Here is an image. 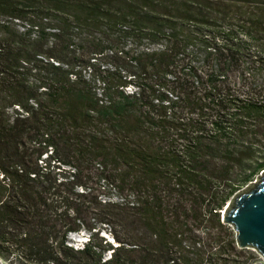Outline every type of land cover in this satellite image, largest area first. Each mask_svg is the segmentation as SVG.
<instances>
[{
  "label": "trees",
  "instance_id": "trees-1",
  "mask_svg": "<svg viewBox=\"0 0 264 264\" xmlns=\"http://www.w3.org/2000/svg\"><path fill=\"white\" fill-rule=\"evenodd\" d=\"M262 170L264 0H0V259L233 264Z\"/></svg>",
  "mask_w": 264,
  "mask_h": 264
},
{
  "label": "water",
  "instance_id": "water-1",
  "mask_svg": "<svg viewBox=\"0 0 264 264\" xmlns=\"http://www.w3.org/2000/svg\"><path fill=\"white\" fill-rule=\"evenodd\" d=\"M219 221L231 226L236 248L253 249L264 261V170L232 195L220 211Z\"/></svg>",
  "mask_w": 264,
  "mask_h": 264
},
{
  "label": "rangeland",
  "instance_id": "rangeland-1",
  "mask_svg": "<svg viewBox=\"0 0 264 264\" xmlns=\"http://www.w3.org/2000/svg\"><path fill=\"white\" fill-rule=\"evenodd\" d=\"M258 174H257V176H258ZM256 177L253 180H251L249 183L254 182L256 180ZM248 184H246V185H248ZM245 186H243L241 189H243ZM100 199L104 200L105 197L101 196ZM89 211L95 212L96 210L91 209ZM89 217H93V215L91 213H88V215L85 217V221H92ZM210 226L213 227V224H211ZM210 233H213L214 235L216 234L219 237V240H220V244L218 245L219 247L225 242L226 237L229 236V239L234 237V233L232 231L231 226H227V225H223V227H221V228H218V227L213 228V229H211ZM226 234H228V236H226ZM87 235L88 234L85 230L80 229L77 232L68 234L66 236V242H67L68 246H70L72 249H79L82 247L83 243L86 241ZM198 235H199L200 241H201V242H199V244L206 241L205 240V238H207L206 235H203L202 233H200ZM98 237H102L105 241L110 242L113 245H115V243L111 239V236L107 232H103V231L100 232L98 234ZM205 244H206V242H205ZM224 245H225V243H224ZM234 250H235V252H237V256L235 257V262L233 264H238L239 262H241V264H264V261L262 260L261 256L253 249H250V248L238 249L234 245ZM107 255H108L107 253L104 254V257L106 258ZM220 262H222V261H219V263H217V264H220ZM0 264H12V263L10 262V259H7V260L0 259ZM226 264H228V263H226Z\"/></svg>",
  "mask_w": 264,
  "mask_h": 264
}]
</instances>
